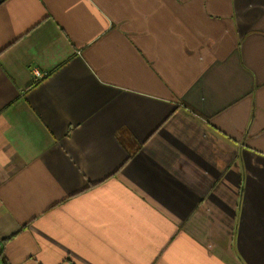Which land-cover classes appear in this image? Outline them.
<instances>
[{"label":"crops","instance_id":"1","mask_svg":"<svg viewBox=\"0 0 264 264\" xmlns=\"http://www.w3.org/2000/svg\"><path fill=\"white\" fill-rule=\"evenodd\" d=\"M9 264H205L195 0H0Z\"/></svg>","mask_w":264,"mask_h":264},{"label":"trees","instance_id":"2","mask_svg":"<svg viewBox=\"0 0 264 264\" xmlns=\"http://www.w3.org/2000/svg\"><path fill=\"white\" fill-rule=\"evenodd\" d=\"M8 239H0V264H9L4 257V248Z\"/></svg>","mask_w":264,"mask_h":264}]
</instances>
